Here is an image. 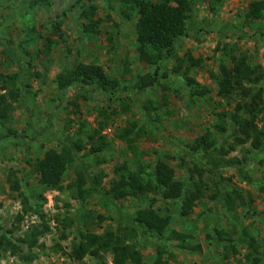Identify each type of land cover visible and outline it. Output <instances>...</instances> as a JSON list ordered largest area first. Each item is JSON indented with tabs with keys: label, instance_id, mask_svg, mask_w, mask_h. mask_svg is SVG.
I'll use <instances>...</instances> for the list:
<instances>
[{
	"label": "rangeland",
	"instance_id": "374dc122",
	"mask_svg": "<svg viewBox=\"0 0 264 264\" xmlns=\"http://www.w3.org/2000/svg\"><path fill=\"white\" fill-rule=\"evenodd\" d=\"M253 1L224 0L213 8L207 0H193V18L187 34L176 42L175 56L160 63L157 84L140 91V76L154 73L157 66L140 61L137 11L124 0H0V93L3 78L15 72L22 88L18 101L10 102L9 120L0 121V226L15 227L9 235L16 239L34 225L48 224L49 231L39 237L42 246L33 248L36 257L31 264H115L110 252L75 259L73 241L85 231L127 233L135 212L144 207L171 217L163 238H134L144 264L156 262L158 243L163 248L162 264H264V151L244 143L224 155L218 148L233 144L237 133L242 135L231 119L227 132L215 127L219 114L234 110L240 101L238 93L228 98L218 95L216 75L223 62L231 64L234 55L246 53L252 64L261 66L257 85L264 89V20L250 23L244 18ZM91 18L99 21L98 31L85 32L83 24ZM50 37L57 44L48 54ZM190 55L199 60L198 65L187 59ZM176 57L187 59L181 71L174 69ZM80 62L101 65L119 81L118 88L109 93L95 83H75L60 89L57 75ZM192 86L209 93L191 95ZM260 108L258 124L264 127V101ZM102 121L108 123L100 130L106 142L102 144L100 136L91 142L88 133ZM133 127L130 136L139 147L145 177L152 176L162 159L175 169V180L191 190L200 178L192 169L197 164L202 170L205 196L190 215L180 214L183 198L165 199L156 192L118 199L105 194L116 167L139 166L128 143L119 137L124 128ZM10 130L17 133L4 136ZM208 132L216 144L193 150L196 139ZM78 138L85 148L76 153L77 161L65 173L63 189L38 195L42 191L29 161ZM223 158L242 163L217 166L215 162ZM81 162L92 174L105 173L102 192L85 200L75 198L68 187ZM13 170L21 181L18 191L9 182ZM234 189L245 201L237 198L232 206L229 195ZM171 229L186 235L193 250L180 248L169 234ZM249 234L256 247L249 245ZM230 244L236 251L228 248ZM0 264L24 261L0 248Z\"/></svg>",
	"mask_w": 264,
	"mask_h": 264
},
{
	"label": "trees",
	"instance_id": "16d2710c",
	"mask_svg": "<svg viewBox=\"0 0 264 264\" xmlns=\"http://www.w3.org/2000/svg\"><path fill=\"white\" fill-rule=\"evenodd\" d=\"M124 1L130 5L131 9L137 11L136 40L140 61L157 66L154 73L140 76L137 88L143 91L153 87L160 80V63L175 56L176 42L180 37L187 34V24L193 18V0ZM207 1L213 8L222 5L224 2V0ZM95 9V5L92 4L90 11L93 13ZM126 14L128 18H131V14ZM244 18L246 22L250 23L264 20V0L251 2ZM98 26L99 21L91 18L88 22H84L83 30L89 33L96 32ZM56 44L57 40L51 37L47 38L46 52L49 54ZM176 58L178 66L174 68L175 71H181L187 59L192 61L195 66L199 63V60L192 55L187 59L184 57ZM231 61V64L223 62L221 71L216 75L218 95L228 98L238 93L240 101L234 110L219 114L215 127L220 133L227 132L226 123L228 119H231L237 127V132L241 133L242 136L237 133L233 144L221 146L218 150L224 155H228L236 149L237 145L250 143L255 150L264 151V127L258 124L261 113L260 107L264 101V89L257 85V83L260 84L259 79L262 77L261 66L252 64L246 53L234 55ZM187 71L188 69H186ZM56 82L60 89H67L75 83H95L109 93L115 91L119 86V81L116 78H110L101 65L81 62L76 64L75 67L58 74ZM22 85L26 86V84ZM1 90L4 92L0 93V121H7L10 117V102L18 101L22 95L19 74L15 72L6 75L2 80ZM190 92L194 96H205L209 93V90L192 86ZM106 117H108V114H106ZM107 124V121H102L98 129L88 133L91 142L98 136L103 140L102 144L106 142L100 130H103ZM133 129L134 127L124 128L119 137L128 143L139 166L135 170L128 163L116 167V176L111 182V188L105 194L118 199L142 197L151 192H156L160 193L165 199L183 198L180 214L182 216L190 215L197 201L205 196L206 182L202 178V170L197 164L192 169V171L199 173L200 178L194 180V188L191 190L184 188L180 182L175 180V169L162 159L157 161L152 176L145 177L139 147L135 144L136 139L130 136ZM15 133H17V130H10L4 136ZM211 136V132L199 136L192 144V149L199 150L201 146L213 147L216 140ZM60 146V149L49 148L35 161H29L32 171L37 174L38 185L42 191L38 195L42 197H44L43 193L47 190L63 189L65 173L69 166L77 161L76 153L85 148L81 138L72 142L67 140ZM236 163L241 164L242 161L238 158H223L215 162L217 166H233ZM76 175L75 180L68 186L73 189L75 198L85 200L91 194L102 192L101 185L105 176L104 172L92 174L88 171V165L82 163L76 167ZM9 182L14 190L18 191L22 187L21 181L14 170L9 175ZM237 198L245 201L240 190L234 189L233 193L229 195L231 205L234 204ZM41 216L45 218L44 214H41ZM130 222L133 224L131 223V227L127 226V233L113 229L106 230L103 233L81 232L79 239L73 241L71 256L77 260H82L88 254L96 255L99 251L110 252L115 264H144V255L134 238L139 236L144 239L163 238L171 226V217L160 214L153 207H144L135 212V217ZM15 229L13 227L4 230L3 226H0V248L3 251H10L12 254L18 255L24 261V264H31L36 257L33 248L42 246L39 237L49 231V226L46 222L34 225L23 236L14 239L9 234L14 232ZM170 231L169 234L175 236L178 240L177 245L180 248L193 250L191 244L186 241V235L174 229ZM218 233L222 235L223 231H218ZM248 240L251 247H256L254 236L249 234ZM230 241L232 240L230 239ZM228 248H233L236 251L233 244H230ZM156 249L158 258L154 264H162L163 248L158 243ZM254 261L258 262V259L254 258Z\"/></svg>",
	"mask_w": 264,
	"mask_h": 264
}]
</instances>
